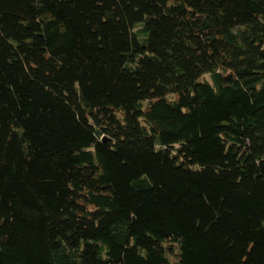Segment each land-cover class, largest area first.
<instances>
[{
    "label": "trees",
    "instance_id": "16d2710c",
    "mask_svg": "<svg viewBox=\"0 0 264 264\" xmlns=\"http://www.w3.org/2000/svg\"><path fill=\"white\" fill-rule=\"evenodd\" d=\"M0 264H264V0H0Z\"/></svg>",
    "mask_w": 264,
    "mask_h": 264
}]
</instances>
